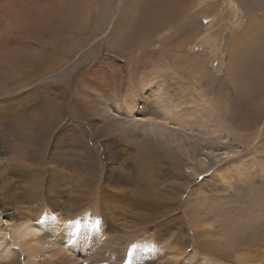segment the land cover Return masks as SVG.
Returning <instances> with one entry per match:
<instances>
[{"label":"rangeland","instance_id":"1","mask_svg":"<svg viewBox=\"0 0 264 264\" xmlns=\"http://www.w3.org/2000/svg\"><path fill=\"white\" fill-rule=\"evenodd\" d=\"M79 1L0 0V58L11 54L12 60L26 58L40 61L37 66L24 70L26 80L20 79L22 70L17 76L0 78V174L16 168L10 163L25 158V162L33 165L29 172L39 174L42 170V174L30 179L28 175L22 177L14 173L16 183L11 191L15 195L24 196L27 187L35 194V189L39 188L37 192L43 196L39 200L43 207L40 208L43 210L41 214L56 211L62 215L69 212L72 216V209H75L73 212L83 210L89 213V222H92L89 235L83 242H75L82 241L80 221L74 223V230L69 235L64 233L59 237L60 242L53 236L52 239L57 242L47 243L48 237L43 240L48 251L54 250L51 246L65 249L67 259L59 255V259L34 260L33 264H239L241 257L243 264H254L253 252L257 246L244 250L235 246L232 240L240 233L242 243L249 240V235L264 236V210L253 206V212H247L250 202L262 198L257 195L258 181L261 185L262 181L256 176L255 167L258 162L264 163V0H134L133 4L132 0H122L120 4L119 0H95V5H100V22L95 21L91 35L82 36L87 39L82 47L73 52L68 49L69 52H63L64 47L70 48L68 44L77 42L70 40L62 29V23L67 18H74L69 5H76ZM182 4L185 6L178 16L165 18ZM168 19L174 20L173 24L163 25ZM155 23H162L157 34L156 29L153 30ZM119 25L121 29L124 26L126 31L123 27L120 33ZM143 35L150 39L145 46H142L146 40ZM56 54H63L64 63L51 69L48 58L53 56L56 60ZM183 55H187L188 60L181 63V68L164 66ZM13 63L4 62L1 69L5 70ZM42 64L47 65L49 70L44 71ZM16 67L22 68L18 63ZM162 77L171 80L172 87L168 88L177 89L180 101L188 102L185 109H193L194 116L193 119L188 117L189 126L161 124V127H154V132L147 126L146 133L164 132L165 137L170 136L171 154L173 158L180 159H176L173 173L158 177L161 186L186 187L178 191L182 197L179 202L178 194L171 215L137 229L135 225L140 223V218L138 211L131 209L129 200L120 198L112 212L108 211L102 201L107 192L99 193L98 186L100 184L105 190L114 191L108 180L109 169L118 167L124 168V172H132L130 159L135 153L132 143L140 138L133 130L140 131L146 126L142 120H137L139 118L124 117L116 102L122 106L128 96L132 98L137 93L138 86L154 83ZM154 86L148 96L159 103L166 94L156 89L157 85ZM43 99H52L57 106L62 101L64 105L60 131L50 132V128L46 131L53 136L47 148L41 141L44 134L39 136L41 124L37 122ZM19 112L27 114L25 123L28 128L14 126L19 121L12 123ZM176 112L185 115L180 110ZM166 127L168 131H163ZM23 135L27 138L24 139ZM58 139L61 163L57 168L58 174L60 177L62 174L75 177L67 176L59 182L58 179H48L46 171H43H51L55 168L53 164L43 168L38 164L40 161L36 164L30 159L37 161L39 153L45 156L41 151L47 152L48 159ZM118 142L120 147L116 145ZM123 149L127 154L125 158L113 157ZM167 163L170 165L173 162L169 159ZM247 164L252 170L245 173L248 177L252 174L253 178L249 179V183L239 185L240 177L236 171ZM34 166L42 168L39 170ZM164 167L169 169L166 165ZM88 173L99 181L94 185L95 190H84L82 178ZM137 181L139 186L134 182L128 189L131 199H134L131 190L142 186L143 180ZM71 186L76 188L73 192ZM245 186L255 187V190L252 189L250 194L241 192L240 187ZM225 187L230 190L226 191ZM235 207L243 215H259L260 220L251 215L244 228L246 231L242 232L241 226L246 223H239V226L231 224ZM9 208L0 207V212ZM228 208H232L231 213ZM192 211L198 212L195 220L190 217ZM13 212L18 215L19 209ZM209 213L215 222L225 226L222 230L219 228L218 237H215L220 241L212 242L217 249H223V252L218 251L219 254L213 249L209 254L206 252L203 230L196 227L203 224V215ZM226 216L229 220L227 225ZM40 217L32 222L31 228L28 227L34 235L22 238L19 234L15 237L19 236L16 241L0 232V257L4 253H17L12 241L35 240L43 235L41 233L45 232L48 221L53 224L51 229L58 223L54 215ZM0 219L3 228L9 222L21 220L2 215ZM247 231H255V234H247ZM100 233L106 235L97 239L95 236ZM72 238L74 243L70 244L68 240ZM106 240L108 242L105 243ZM75 244L79 245V249H74ZM258 248L264 252L263 247ZM50 254L52 252L45 253L47 256ZM246 258H252L248 260L251 263ZM255 264H264V259Z\"/></svg>","mask_w":264,"mask_h":264},{"label":"bare ground","instance_id":"2","mask_svg":"<svg viewBox=\"0 0 264 264\" xmlns=\"http://www.w3.org/2000/svg\"><path fill=\"white\" fill-rule=\"evenodd\" d=\"M133 1L134 0H132V2L131 1H129V2H131L133 4V3H135ZM121 2H122V0H119V4ZM189 5H190V3H189ZM189 5L187 7H189ZM184 6H185V4H182V5L178 6L175 11L174 10L170 11L165 16V18H171V17L178 16L181 13L180 11L182 10V8ZM133 7H135V5ZM99 8H100V5H98V3L95 5V0H80L76 5H72V4L69 5V11H72L73 16L74 15L75 16L73 19L67 18L66 21L62 23V29L71 38L70 40L75 39V40H77V42H75L76 44H71V43L68 44L70 46V48L68 46H67V48L64 47L63 52L67 51V49L70 52H73V50H75L77 48L79 49V47L83 46V44L87 41V39L82 38V36H87L88 34L91 35V33H92L91 31L93 30V27H94L93 25L96 24L95 21L97 20L100 22V19H98L101 16V15L99 16V13H100ZM173 21L174 20H172V19H168V21L163 22V25L171 26L173 24ZM121 23L122 22H120V25H121ZM161 24L155 23L153 30L156 29L155 30V32H156L158 30V28L160 29L159 26ZM123 27H122V29H123ZM152 28H153V26H152ZM122 29L120 26L119 27L120 33H121ZM124 29H125V27H124ZM95 31H97V30H95ZM125 31H126V29H125ZM38 32H40V31H38ZM41 33H43L42 30H41ZM156 34H157V32H156ZM148 38H149L148 36H144V39H146V40H145L144 44H142L143 42H141L142 46L147 45L146 43H148L150 41V39H148ZM69 51H67V52H69ZM62 57H63V54H61L60 56L56 54V56H55L56 60H55L53 56H49L48 60L51 63L50 64L51 69H56L59 66L63 65L64 62L62 60ZM177 57L178 58L174 62L169 61V62L165 63L164 66H168V67L174 66V67H180L181 68L183 66V64H181V63L187 62V60H188L187 55L177 56ZM11 61H13L14 63L7 66L5 68L6 71L1 69L2 63L11 62ZM16 63H18L22 68H17ZM39 63H40L39 59H33L32 60V59L20 58L18 60H12L11 54L10 55H4L3 57L0 58V78H2V76H5V77L6 76L13 77L14 75L17 76L19 71L22 70L23 73L20 76L22 78H20V79L26 80L27 79V73L24 70L27 69L28 67L37 66ZM41 67H43L44 71L49 70L47 65L44 66L42 64ZM156 67H157V65H156ZM165 76H166V74H165ZM153 78H154V76H153ZM166 78L162 77V80H154V83L149 82V84H147V85L145 84V85L138 86L137 89L135 90V91H137V93L134 96H132V98H131V96H128L125 99L124 104L122 106H120L119 103L116 102V104H118L119 110H122L120 112L124 117H127V118L129 117V118L135 119V120H136V118H139L137 120L138 121L142 120V122H144L143 124L146 126H143V130H140V131H138V130L136 131L135 129L133 130V132L136 135H139L140 138L137 139L135 141V143H132V145H134V147H135L134 148L135 153L133 154L134 156H132V155H131L132 157L130 156L131 157L130 160H131V164H132V169H130V170H132V172H130L128 170L126 172H124L125 171V170H123L124 168L119 169L118 167L114 168V169H109L108 172L110 173V175L108 177V180H109L110 185L112 187H114V191H110L107 189L105 190L100 184L98 186L99 193H103L105 191L107 192V194L102 197V201L104 203L105 208L108 211L111 210V212H112L113 208L115 207V203L118 202L120 198H124V199L129 200V202L131 203V209L134 211H138V215L140 218V223L135 225V228H137V229L142 227V226H145L147 224L156 223V221L171 215L175 209V206H176V200H177V196L179 194L178 191L181 189L184 190L186 187V185H184L183 187H178V186H171L170 184L161 186V183L158 181V177L163 175V174L173 173L174 171L172 170V167L176 164V159H178V160H180V159L176 156H174L175 158H173V155L171 154L173 152V149H172V144H170V139H169L170 136L168 138L165 137L164 132H158V133L156 132L154 134H151L148 132L146 133L147 126H149V128L152 129L153 132L155 131L154 127L157 125H160V127H161V124H164L167 126L179 125V126L183 127V126L187 125V122L190 120V119L188 120V117L194 116L193 115L194 113L192 111L193 109L191 111H189V110L187 111L185 109L188 102H186V101L181 102L180 101V94H178L179 92L177 91V89L176 88H168L169 86L172 87V84H171L172 82L170 83L169 81H171V80L167 81L168 79L166 80ZM146 81H148V79ZM23 83H24V81H23ZM138 83H140V81ZM46 85L50 86L48 84H46ZM51 85L55 86L56 84H51ZM154 85H157L156 89L162 90L164 92V94H166L165 96H163L160 99L159 103L155 102L153 98L148 96V94L151 93L155 89ZM95 87H97V86L95 85ZM40 89H41V87H39V90ZM99 91H101V90H99ZM135 91H134V93H135ZM59 95H61L60 100H62L63 99L62 92ZM53 99H55V98L53 97ZM52 102H53L52 99H43V101L41 102V105L39 107V111H40L41 115L37 117V122H39L41 124V131H40L41 134H39V136H42L44 134L41 141H43V144L46 145V148L48 146H50L49 144H51V140L53 137V136L51 137L49 134H47L46 131L49 130V128H50V130H49L50 132H53L54 130H59V128L63 125V119H64V105H63L62 101H61L59 106H57L56 103H52ZM138 104L141 105L140 108H139ZM123 108H126V109L123 110ZM178 110H180L185 115H179L176 112ZM54 111H55V113H54ZM16 115L17 116H15V118H13L12 123L15 121H19V122L15 123L14 126H18V127L20 126L21 128L22 127L28 128V124L25 123V120L28 119L27 114H25V112H19ZM192 119H193V117H192ZM197 122H196V124H197ZM194 124H195V122H194ZM187 126H189V124ZM164 130L168 131L167 127H166V129H163V131ZM54 133H56V132H54ZM121 133H122V130H121ZM23 136H24V139L27 138L26 135H23ZM59 141L60 140L58 139L54 142L53 147H52V152L49 153L48 159L46 156V153H47L46 151H41V152L45 153V156L40 155L41 153H39L36 156L37 161H34V159L30 158L32 163L37 164V162L40 161V163H38V164H40L43 168H44V166L46 167V165L53 164L55 166V168H52L51 171H49L50 169L48 170V172H47V169L46 170L43 169V171L44 172L46 171L48 179H58L57 182H59L61 179L63 180V178L66 179L67 176L75 178L72 174H70V175L62 174L64 177L63 176L60 177V175L58 174L59 171L57 168H59L61 165L60 159H59V151H58V150H60ZM117 141H118V139H117ZM119 141H121V140H119ZM116 145H117V147H120L119 142H118V144L116 143ZM38 146L41 147V145H38ZM40 147H38L39 150L41 149ZM43 147H44V145H43ZM126 155L127 154L124 153V149H123L121 152H117V155L114 154L113 157L117 156V158L118 157L125 158ZM192 156L196 157V155H192ZM24 159L22 160L20 158L17 162L10 163L11 164L10 166H16V168H13L12 170H10L11 172L10 171L1 172V174H0V207L1 208L2 207H8V206L10 207L9 209L3 210L2 212H0V216L2 215L6 218L7 217H14L15 219H21L18 221L9 222L10 224L7 226H4V228L1 225V219H0V232L4 233V237H5V234H8L9 237L14 238V240L17 241L18 240L17 238L19 236L17 238H15V237L19 234L22 236V238H26L28 236L34 235V234L30 233L31 231L29 232L28 227L30 225H32V222L38 220V218L41 215H47V216L54 215L57 218L58 223L56 224V226H54L51 229L50 227L53 226L52 222H49L48 220H46V221H48V223H47L48 225H46V229L44 230L45 232L41 233L43 235L41 237H36L35 240H33L31 238L30 239L27 238V239H25L23 241H19L17 243L12 241L11 244H12V246L15 247L17 253L10 254V255H7L6 253L2 254L3 256L0 257V264H19V263L33 264L34 260H37V261H45L47 259L55 260L54 257H56V259H59L60 258L59 255H62L65 257V259H67L66 258L67 251L65 249H63L60 246L56 247V248L54 246H51V248H53L54 250L48 251V250H46V247H45L43 240H45V238L48 237L49 239H47V243H50L51 241H56V240L52 239V236H53V237L57 238V241L60 242L59 237L62 234H63L62 236H64V233H65V235H67V234L69 235L70 231L74 230V227H75L74 223L76 221H80L79 223L81 224V226L79 228L80 229L79 235L81 236L80 238L82 239V241H75V242H83L85 240V238L89 235L88 231L91 228L90 225L92 224V222H89V220H90L88 218L89 213H87V212L84 213L83 210H79L78 212H73L75 209L74 210L72 209V214L74 216L73 215L71 216L70 214H68L69 212L68 213L65 212L64 215H62L60 213H56V211L41 214L40 211H43V210L40 208H43V207L39 203V200L43 199V196L41 193L37 192L38 190H40L39 188L35 189V192H36L35 194H32V191L27 187L24 191L25 192L24 196L19 197V196L15 195L14 192L11 191L12 189H15L13 184L16 183V178H15L16 174L14 175V173H18L21 176L23 175L22 177H26V175H28V177L30 179H32L33 177L37 178V177H39L37 175L41 176V174H42L41 173L42 167L41 168L35 167V166L33 167V168H39V170H41L40 172H38L39 174H36L34 172H29V168L32 167L33 165L31 163L25 162L26 159L25 160ZM40 159H42V161ZM169 159H170V162L171 161L173 162V163H170V165H169V163H167V161H169ZM0 160H1V158H0ZM164 165H166L169 169L165 168ZM233 166H235V165H233ZM242 167L243 168H240L239 170L237 169V171L235 170L236 173H238L237 175H239V177H240L239 180H240L241 184H239V185H242V183H245V184L247 182L249 183V179L252 180V178H253L252 174H250V177H248L247 173H245L246 170H248V172L249 171L251 172L252 167L248 164L242 165ZM234 169H235V167H234ZM255 173H256V176H259V179L262 181V185H261V182L258 181V184H260V186L257 185L258 188L256 190H257V195L259 194V197H262L263 200H262V198L260 200H257L256 201V202H258L257 206H256V202H254V200L252 201V203L250 202V205L248 208L249 210L247 212H253V209H254L253 206L258 207L259 209L262 208L261 209L262 211L264 210V204L262 203V205H260V203H259V202H264V163H260V162L257 163V167H255ZM155 178H157V179H155ZM38 179H40V178H38ZM82 179L84 182L83 185H85L84 190L88 191V190H92V189L93 190L97 189V188H95L94 185L96 184V182L99 183V181L95 177H92L91 173L85 174ZM138 179L143 180V181H141L142 186H141V188L140 187L135 188V186H134L135 190H133V189L131 190L132 191L131 195L134 197V199H131V197L128 195V189L132 183L134 184V182L136 183V186H139L138 184H140V183H139V181H137ZM19 180H21V179H19ZM237 185H238V183H237ZM73 187L74 186L70 187L72 192L74 191V189H76ZM131 188H132V186L130 187V189ZM225 189H226V191L230 190L228 187H225ZM240 189H241V192H247L248 194H250V191L252 189L255 190V187L252 188L250 186L249 187L245 186V187H240ZM91 192L94 193L93 191H91ZM229 193L231 194V191ZM181 197H182V194H179V197H178L179 202L181 200ZM254 198H255V196H254ZM14 200H18V201L14 202ZM216 200H217V198H216ZM15 209H19L18 215H16L15 212H13ZM231 209L232 208H228V211H230V213L232 211ZM38 211H39V213H37ZM235 212L233 213L234 219L231 222L232 226H236V225L239 226V223H242V224L246 223L247 220H249L248 218H250L252 215V214L243 215V213L241 214L240 213L241 211L238 210L236 207H235ZM197 213H198L197 211H192L190 213V217L192 219H194L196 217ZM230 213H229V216H230ZM244 213H245V211H244ZM209 214L203 215V219H204L203 224H197L196 225L197 228H200L201 230H203L202 232H203V236L205 238V240H204L205 245L203 244V247L207 248L206 252H208V254L210 253L209 252L210 249H213L215 251V253H217L218 251L223 252V249H220V248L217 249L213 245L212 242H214V240L216 242L220 241V239L218 240L215 237L217 234H219L218 233L219 228L222 230V228L223 227L225 228V226L222 225L223 223L220 225L218 223V221L215 222L213 217H211V214L210 215ZM225 214L228 216L227 213H225ZM23 215H26V216L22 219L21 216H23ZM199 215H200V213H199ZM253 215H255L253 218H255V217L258 218V216H259L257 214H253ZM217 216H218V214H217ZM227 216H226V220H225L226 225L229 223V220H227ZM258 219L260 220V218H258ZM258 219H257V221H258ZM4 223L5 222H3V224ZM197 223H200V222H197ZM246 225H247V223L245 225L243 224L244 227L241 226L243 229V230H241L242 232L246 231V230H244ZM249 225H250V223L248 224V226ZM76 226H77V224H76ZM6 228H8V230H6ZM29 228H31V227H29ZM108 228H110V227H108ZM39 232H41V231H39ZM48 233H50L49 236H47ZM250 233L248 232L247 234H250ZM256 233H257V231H256ZM106 234H108V232ZM106 234L102 235L100 233V234L96 235L95 237L97 239H102L103 237H105ZM240 234L236 235L235 237L232 236V237H234L232 240L234 245L238 246V247H240V249H244V250H250L252 248V246L256 245L257 247H255V250L253 252V260L252 261L254 264L259 263L260 260L264 259V252L260 248H258V246L264 248V236L258 235L259 237L258 236L252 237L251 235H249L248 236L249 240L242 243V239L239 238ZM251 234H255V231H254V233H251ZM259 234H261V233H259ZM217 237H218V235H217ZM206 238H207V241H206ZM63 239L65 240L66 237H63ZM225 239H226V237H225ZM86 240L88 242V239H86ZM68 241L70 244L74 243L73 238L69 239ZM108 241H110V239ZM108 241L106 240L105 243ZM105 243H104V245H105ZM109 243L111 244V242H109ZM119 243H121V242H119ZM240 243H242L243 245ZM58 244H55V246ZM96 244H97V242H96ZM6 245H8V244H6ZM0 247H1V245H0ZM73 247H74V249H79V245H77V244H75ZM46 251L52 252V254L47 256V255H45ZM219 252H218V254H219ZM246 254H248V253H246ZM69 255H71V254H69ZM244 256H246V255H244ZM241 258H239V262H238L239 264H243L242 263L243 259L241 260ZM249 259L251 261L252 258H246L247 262L251 263L250 261H248ZM59 261L62 262V260H59Z\"/></svg>","mask_w":264,"mask_h":264}]
</instances>
